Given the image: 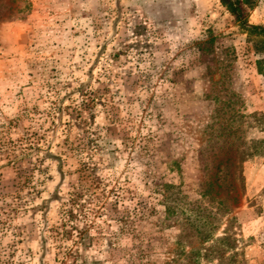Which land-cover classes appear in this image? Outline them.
I'll list each match as a JSON object with an SVG mask.
<instances>
[{
  "label": "rangeland",
  "instance_id": "1",
  "mask_svg": "<svg viewBox=\"0 0 264 264\" xmlns=\"http://www.w3.org/2000/svg\"><path fill=\"white\" fill-rule=\"evenodd\" d=\"M29 3L0 0V264H264V40L218 0Z\"/></svg>",
  "mask_w": 264,
  "mask_h": 264
},
{
  "label": "trees",
  "instance_id": "2",
  "mask_svg": "<svg viewBox=\"0 0 264 264\" xmlns=\"http://www.w3.org/2000/svg\"><path fill=\"white\" fill-rule=\"evenodd\" d=\"M17 1L23 5L22 7L17 9L16 11L17 14L22 12H27L29 10L30 8L29 0H17ZM218 1L233 17L234 21L237 23L239 28L245 34L256 38H261L262 40H264V27L259 25H251L246 17V8H249L252 5L253 0H218ZM5 8L6 6L0 4V18L4 16ZM12 14L13 13H11V15ZM165 198L168 199V196H166ZM165 212L166 215H168V217L174 214V211L172 210L170 203H167ZM197 230H198V235L203 244H208L211 242L212 245H214V243H217L219 241L218 239H214L215 234L211 233L210 231L202 228H198ZM220 250L221 247L219 245L210 246L208 248L192 249L188 255H190V257L195 258L194 264H200V259H204L207 257L209 258V256L210 257L216 256L221 252Z\"/></svg>",
  "mask_w": 264,
  "mask_h": 264
}]
</instances>
